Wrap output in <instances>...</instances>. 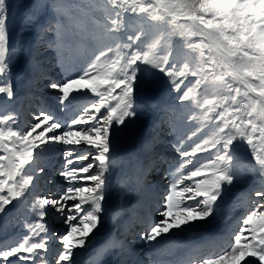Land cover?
Listing matches in <instances>:
<instances>
[{
    "label": "snow or ice",
    "instance_id": "snow-or-ice-1",
    "mask_svg": "<svg viewBox=\"0 0 264 264\" xmlns=\"http://www.w3.org/2000/svg\"><path fill=\"white\" fill-rule=\"evenodd\" d=\"M54 8L59 13L55 23L49 22L42 32L53 33L44 44L56 51L59 64H65V47L83 42L97 30L103 43L86 66L79 71L66 66L68 75L46 86L59 94L62 112L78 96L95 99L69 120L39 110L24 129L15 114H0V212L25 197L45 172L37 167L33 174H24L49 145L64 149L59 175L67 185L58 198H34V223L25 224L27 235L20 242L0 249V264H74V251L86 247L100 227L117 134L142 111L137 95L152 87L150 69L168 78L172 91L178 93L177 104H193L216 130L191 151L182 147L184 140L177 141L181 145L177 151L192 169L167 185L157 219L139 239L145 245L158 244L177 230L208 221L225 187L241 178L238 146L242 143L259 182L255 206L243 218L231 246L200 264H264V0H104L105 15L100 19L93 18V0H63ZM125 14H142L151 24L177 27V35L197 58L195 66L185 62L177 69L170 63L171 41L164 55L158 52V40L141 51L143 30L126 35L127 43L122 44ZM14 56L8 0H0V94L9 101L15 95L10 78ZM189 76L195 78L192 86L185 83ZM207 76L214 84L210 93ZM201 78H205L204 93L199 91ZM49 210L60 214L68 226L59 237L61 250L51 259L48 242L55 233L44 223Z\"/></svg>",
    "mask_w": 264,
    "mask_h": 264
},
{
    "label": "rangeland",
    "instance_id": "rangeland-1",
    "mask_svg": "<svg viewBox=\"0 0 264 264\" xmlns=\"http://www.w3.org/2000/svg\"><path fill=\"white\" fill-rule=\"evenodd\" d=\"M74 2L81 3L82 0H74ZM83 2L87 3L88 0H83ZM61 3H63V0H8L11 45L15 50V56L12 60L14 67L10 78L15 95L9 101L3 94H0V114H15L21 129L33 123V114L46 106H50L49 112L54 113L63 120H69L80 108L87 106L95 99V97L87 94L78 96L73 101L70 109L62 112L58 107L59 94L46 86L48 81H59L67 76L68 73L64 70L66 66L71 67L72 71H79L83 66H86L90 61L92 53L102 46L103 43L102 32L97 30L83 42L75 46L65 47L63 50L65 64H59L56 51L48 49L44 44V41L48 40L53 33H43L42 29L47 27L49 22L55 23L54 17L59 13L54 8V5ZM93 3L95 5L93 18L100 19L105 15L104 0H94ZM141 30L145 32V36L139 42L141 51L148 50L149 46L158 40V52L160 55H164L168 51V44L171 41L172 56L170 57V63H174L177 69L185 62L190 67L195 66L197 58L177 35L179 31L177 27L163 23L151 24L142 14L139 16L134 14L124 15L123 28L120 34L121 43H127L126 35H132ZM74 50H77L76 53ZM29 61L35 63L36 66L37 64L39 65L35 74L41 66V71L36 75V78L33 77L32 72L30 73V70H34V65L32 66V63ZM44 66L47 68V71H42ZM148 75L149 79L154 82L152 87L147 92L141 90L137 95L136 102L142 111L136 120L130 121L128 126L117 134L110 183L104 201V211L101 214L100 227L89 237L87 245L95 243L98 239L107 236L109 233L111 234L108 236L116 235L119 232V227L122 226L121 223L124 222V219L128 215L131 205H136L140 199L149 196L150 192H154L155 196L156 193L159 194L155 198L154 205L151 208L152 221L154 222L157 219V212L161 208L167 185L175 182L181 174L186 176L188 171L192 169V165L187 164L186 160L177 151V148L181 147V145L177 144V141L184 140V136H188L191 140L187 144H185L184 140L182 147L191 151L195 144L194 142L200 143L203 141L197 139L196 135H192L195 132L198 133V131H194L197 126L202 124V128L204 129L202 132L205 134L204 140L209 139L216 130L213 121L206 119L193 104L185 103L180 105L176 103L178 93L172 91L167 77L155 69L148 70ZM194 80L195 78L189 76L185 83L192 86ZM206 80L207 91L210 93L214 89L212 77L207 76ZM25 88L27 90L32 89L30 90L32 92H28V95L24 96ZM199 91L201 93L205 92V78H201ZM147 97L151 98L147 99ZM52 99L55 101L53 105L47 101ZM146 105L147 107H145ZM187 115L189 118L186 117ZM190 117H195V119H190ZM153 119H156V122ZM172 121L173 124L169 125L168 122L171 123ZM188 127L189 131L186 130ZM161 133L162 135L166 133V138L161 140ZM129 137L135 138L139 147L137 151L126 150V141ZM161 145L171 146L169 152L163 154V157L167 156V154L171 156L167 160L169 167L167 169L161 168L163 172L161 179L150 177L147 184L137 187V185H134V181L140 171V162L143 159H150L151 165L149 169L153 171L151 173H154L153 167L158 163V155L162 154ZM154 150L156 153L154 152L151 155V152ZM63 151L64 149L61 145H49L39 153L33 168L26 169L25 175L33 174V169L37 167L45 169V172L39 175L34 186L30 189L34 198L40 195L58 198L60 192L67 186L59 175L63 164ZM238 155L240 157L241 178L234 182L233 185L225 187L224 194L217 201L214 207V214L208 221L198 222L191 227L180 230L181 232L177 230L173 235L170 234L168 237L161 239L158 244L145 245L139 239V235L134 234L131 239H128L126 236L122 241L116 240L115 244H118V247L121 243L127 246L133 240V245H129L127 249L124 246H120L121 250L123 249L127 254L137 255L140 259L143 258L142 262L146 261L145 264H154L153 256L148 255L147 251L153 248L157 249L159 244L169 241L173 244L172 249L175 251L180 250V252L176 253L183 255V250L181 249L185 245H200L205 238L216 236L219 237L221 242L215 250L217 254H222L234 242V236L242 226L243 218L255 206L253 201L257 198L254 196V192L259 187L255 174L250 171L252 158L247 146L241 143L238 146ZM199 160L202 163H207L204 156H200ZM51 165H58L54 172H51ZM158 169V166H156L155 171ZM30 192L20 200L13 201L12 205L6 206L5 210L0 212V243H2L0 249L10 248L20 242L27 235L25 224L34 223L36 219L32 211L34 198L30 200ZM113 197L122 199V206L118 212L110 210V201ZM83 207L86 210L88 209L87 205ZM49 213L45 217L44 223L48 226L50 233H55L49 239V250H54L55 255H57L61 250L59 237L66 232L68 226L64 224L60 214L52 210H49ZM136 223L133 222L134 225ZM127 228L131 229V226ZM128 234L131 235L130 233ZM181 236L182 239L180 238ZM183 237L185 238L183 239ZM137 244L144 245L139 254L138 248L135 247ZM84 249L85 247L74 251V264H81L79 261L80 254ZM145 256H151V258H147V260L144 258ZM211 257L213 256L205 258ZM13 264H16V262L13 261ZM194 264H200V261L196 260ZM253 264H255V261H253Z\"/></svg>",
    "mask_w": 264,
    "mask_h": 264
},
{
    "label": "bare ground",
    "instance_id": "bare-ground-1",
    "mask_svg": "<svg viewBox=\"0 0 264 264\" xmlns=\"http://www.w3.org/2000/svg\"><path fill=\"white\" fill-rule=\"evenodd\" d=\"M93 2H94V0H93ZM100 43V42H99ZM102 43V42H101ZM75 46V45H74ZM82 46V45H81ZM83 47V46H82ZM75 51V50H74ZM77 51V50H76ZM76 51H75V53H76ZM78 51H79V49H78ZM29 62H31L32 63V66L34 65V70H33V73L32 74H35V72H36V69L38 68V64H37V66L35 65V63H33L32 61H29ZM28 62V63H29ZM71 66V65H70ZM32 71L30 70V73H31ZM30 90H32V89H30ZM29 90V91H30ZM151 111V110H150ZM168 111V110H167ZM165 115V114H164ZM187 118H189V116L187 115L186 116ZM153 121H155L156 122V119H153ZM169 123V125H172L173 124V121L170 123V122H168ZM192 124V123H191ZM188 125V124H187ZM187 131H189V127L186 129ZM204 129L202 128V124L201 125H199V126H197V128H195V130L194 131H198V133L197 132H195L196 133V138L197 139H200V140H204L205 139V134L202 132ZM162 134V133H161ZM195 138V139H196ZM184 140H185V144H187L191 139H189L188 138V136H184ZM198 141V140H197ZM195 144H196V142H194ZM139 148V147H138ZM138 148L135 150V151H137L138 150ZM134 151V152H135ZM141 175V174H140ZM139 177V176H138ZM137 177V178H138ZM148 179H146L145 180V182H144V184H147L148 183ZM163 184V183H162ZM153 193L154 192H150V197L151 198H153L154 197V195H153ZM32 197V191H31V196L29 197V198H31ZM34 198V195H33V197H32V199ZM155 198H157V196H155L154 198H153V200H152V203L154 202V200H155ZM31 199V200H32ZM119 201H120V206H122V199L121 198H119ZM30 206H31V203H30ZM120 210V209H119ZM119 210H117V211H119ZM135 222V221H134ZM124 222H122L121 224H123ZM101 225H103V224H101ZM202 225V224H201ZM200 225V226H201ZM203 226V225H202ZM197 229V228H196ZM198 229H200V228H198ZM121 230V227H119V231ZM178 231H180V230H178ZM100 232V231H99ZM181 232V231H180ZM117 233H119V232H117ZM111 233H109L108 235H110ZM173 235V234H172ZM103 237H101L100 239H102ZM181 239H182V236L180 237ZM185 237H183V239H184ZM100 239H98L95 243H96V245H95V243H92V244H94L95 246H93L91 243L90 244H88L86 247H85V250H84V252H83V255H81L82 257H84L83 259L85 260V259H87V261H90V258L92 257V256H94V253L95 252H97L96 251V248H97V246H99V245H103L104 244V241H101ZM100 240V241H99ZM107 240V239H106ZM181 241V240H180ZM108 242L110 243V246H111V248L113 247V245H112V243L108 240ZM199 243V242H198ZM134 244V242H131V243H129V245H133ZM185 244V243H184ZM195 244V243H194ZM168 245L169 244H167V245H165L167 248H170V247H168ZM192 245V244H191ZM115 247H117L118 248V250L120 249L117 245H115ZM141 249H142V247L140 248H138V254L141 252ZM120 252H122L123 253V251L120 249L119 250ZM150 251L151 250H149V251H147V254L148 255H151V253H150ZM99 253V252H98ZM158 255V254H157ZM180 254L179 253H175V254H170V256H169V258L168 259H172V258H176V257H179L178 259H180L183 255H181V257L179 256ZM147 258H149V256H147ZM177 259V260H178ZM126 259L125 258H123V260H120V262H119V264H124L126 261H125ZM143 260V258L141 259V261ZM79 261H81V260H79ZM127 261H128V259H127ZM133 264H135L134 262H133ZM142 264V263H141Z\"/></svg>",
    "mask_w": 264,
    "mask_h": 264
},
{
    "label": "water",
    "instance_id": "water-1",
    "mask_svg": "<svg viewBox=\"0 0 264 264\" xmlns=\"http://www.w3.org/2000/svg\"><path fill=\"white\" fill-rule=\"evenodd\" d=\"M136 144H137V143H136L135 138L129 137V138L127 139V141H126V149H127L128 151H130V150H132V149H134V148L136 147ZM118 205H119L118 200H117L116 198H114L113 201H112L111 207H112L113 209H115V208L118 207Z\"/></svg>",
    "mask_w": 264,
    "mask_h": 264
}]
</instances>
